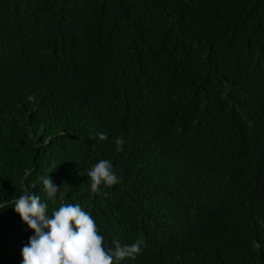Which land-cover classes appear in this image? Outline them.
<instances>
[{
	"label": "trees",
	"instance_id": "obj_1",
	"mask_svg": "<svg viewBox=\"0 0 264 264\" xmlns=\"http://www.w3.org/2000/svg\"><path fill=\"white\" fill-rule=\"evenodd\" d=\"M25 193L139 242L120 264H264V0H0V201ZM32 235L0 211V264Z\"/></svg>",
	"mask_w": 264,
	"mask_h": 264
},
{
	"label": "clouds",
	"instance_id": "obj_2",
	"mask_svg": "<svg viewBox=\"0 0 264 264\" xmlns=\"http://www.w3.org/2000/svg\"><path fill=\"white\" fill-rule=\"evenodd\" d=\"M88 176L91 191L96 194H100L101 185L107 188L118 182L108 160L93 165ZM40 179L42 192L55 202L60 188L50 176ZM59 195L62 199L63 193ZM4 201H0V211L11 206L34 230L29 243L22 249L21 264H114V261L120 264L125 258L134 259L141 251L139 242L122 245L118 239L112 240L111 247L105 246L104 237L98 233L91 214L78 203L61 204L49 215V204L42 202L40 195L25 193L8 203Z\"/></svg>",
	"mask_w": 264,
	"mask_h": 264
}]
</instances>
